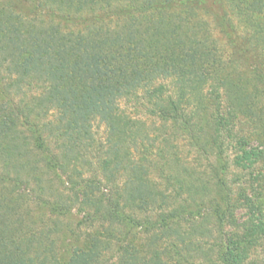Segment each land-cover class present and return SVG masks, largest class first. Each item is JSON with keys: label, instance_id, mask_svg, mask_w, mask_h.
<instances>
[{"label": "trees", "instance_id": "16d2710c", "mask_svg": "<svg viewBox=\"0 0 264 264\" xmlns=\"http://www.w3.org/2000/svg\"><path fill=\"white\" fill-rule=\"evenodd\" d=\"M92 152L107 194L86 179L39 202L57 220L89 208L78 225L102 229L59 256L17 211L21 173L32 154L58 175ZM163 238L176 264H264V0H0V264H161Z\"/></svg>", "mask_w": 264, "mask_h": 264}, {"label": "rangeland", "instance_id": "374dc122", "mask_svg": "<svg viewBox=\"0 0 264 264\" xmlns=\"http://www.w3.org/2000/svg\"><path fill=\"white\" fill-rule=\"evenodd\" d=\"M120 106L126 113L145 121L147 129L151 133H153V129L159 127L160 122L154 118H150L146 114L144 108L135 106L134 102H121ZM93 132L95 134V138L103 142L105 137L104 127L102 125L99 127L95 126L93 128ZM185 144L186 143L183 141H180L177 144L180 157L181 159L187 158V162H192V153L188 151V148L185 147ZM26 159V161L29 163V167H27V169L21 173V176L22 178H25L27 182L23 183L21 188L24 190V193L28 195V197L25 198V202L22 204L20 209L18 208V210H16L18 212L20 211L19 214L22 213L30 216V220L35 222V228L38 230L40 228L44 229L46 227L45 230L50 231L49 240H51L53 245L52 247L54 248V251L59 254V256H61L62 252L72 248L74 244L81 245L84 242L83 240L87 234L95 231H102L99 223H95L91 227L88 224L85 226V222L83 223L84 225H78L79 222L84 221V214L91 212V209L89 208L86 209V212H84V209H80L78 204H76L70 208V212L66 217H60V219L57 220L56 216L50 213L49 208L46 205H43L42 207L39 205V202H42V200L45 202H52L57 197L66 198L69 196L71 198L74 193V191H71L73 184L75 185L76 182L79 184L81 181L86 179H92L97 183V189L94 190L95 196L98 197L100 195L107 194V191L111 189V184L107 182L106 175L100 169L95 153L92 152V154L80 157L76 161L74 160V163L71 164L68 171L65 173L59 171L58 175H54L53 172L48 171L45 168V164L41 162L39 155L32 154ZM30 168L34 169V171H29ZM10 175L14 177L15 173L11 171ZM159 175L160 174L158 171L154 170L152 172V177L156 178V182L165 184L164 179L159 177ZM163 175H168V172L165 171ZM169 203L171 204L167 208H164V211H169L178 206L179 201H173ZM159 212H161V210H156L149 213L150 218L155 220ZM41 222L45 225V227ZM184 229L188 228L185 226L183 230ZM72 230L73 233L71 232ZM151 234H153V232H141L140 228L133 229L131 231V235L129 236V240L134 238L133 241L136 246L140 249L144 246V250H146L147 247L145 245H147V241ZM193 239L196 242H199V245L204 251L203 253L209 251V246L214 241V237L211 236H195ZM129 240L127 241L129 242ZM167 241L168 240H166V238H163L161 241L156 243L155 247L157 253L155 254L156 260H154L160 261L161 264H176L174 261L175 259L170 257V251L168 253L165 251L166 244H168ZM51 242L49 241L47 244H51ZM152 252L153 251L150 249L148 252H143L147 260L153 256ZM107 254L109 257L116 256L117 253L115 247H113V249ZM183 254L185 255L186 253L183 252ZM192 256L194 258V254H192ZM209 259L210 260L207 261L204 258V255L199 252L198 255H195L194 260L191 259L188 261V264H192V261L193 264H214L213 252H209Z\"/></svg>", "mask_w": 264, "mask_h": 264}]
</instances>
